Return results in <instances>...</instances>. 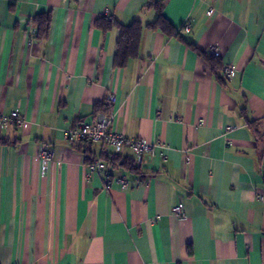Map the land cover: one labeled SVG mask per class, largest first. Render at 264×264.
Wrapping results in <instances>:
<instances>
[{"label": "crops", "instance_id": "obj_1", "mask_svg": "<svg viewBox=\"0 0 264 264\" xmlns=\"http://www.w3.org/2000/svg\"><path fill=\"white\" fill-rule=\"evenodd\" d=\"M162 1L179 36L144 29L138 58L118 68L120 32L95 22L152 23L149 0H0V114L24 117L0 128V264H264V0ZM102 112L154 146L141 165L130 148L67 139Z\"/></svg>", "mask_w": 264, "mask_h": 264}, {"label": "built area", "instance_id": "obj_2", "mask_svg": "<svg viewBox=\"0 0 264 264\" xmlns=\"http://www.w3.org/2000/svg\"><path fill=\"white\" fill-rule=\"evenodd\" d=\"M215 10L211 9L208 16H213ZM191 26L186 23L182 30L190 32ZM30 34L35 36L37 31L32 28ZM211 55L218 58L221 55L218 46L211 48ZM223 75L226 80H231L236 75V70L233 66H225L223 68ZM117 103V96L115 93H110L106 97V105L112 107ZM114 116L111 113H99L90 119L80 122V124L67 132V139L75 143H97L109 149L114 150L115 153L121 154L125 149L130 148L136 156V162L141 165L146 156L153 152L154 146L145 140L129 139L124 134H118L114 131L112 125ZM8 124H13L16 127L24 125V117L19 110H14L10 115L0 114V128L6 127ZM37 158L40 162L41 171L46 173L53 162L54 152L47 145L43 144L39 147ZM90 174H103L105 175L106 185L109 188L111 185V175L106 163L102 161H95L87 166ZM115 182L120 184L123 189H128L130 186L124 177H118ZM172 213L183 218L185 216V208L183 205H177L172 209Z\"/></svg>", "mask_w": 264, "mask_h": 264}, {"label": "trees", "instance_id": "obj_3", "mask_svg": "<svg viewBox=\"0 0 264 264\" xmlns=\"http://www.w3.org/2000/svg\"><path fill=\"white\" fill-rule=\"evenodd\" d=\"M149 8L156 11L157 18L154 22L149 23L147 25H144L142 22L136 21L130 26H122L115 20L106 18H101L95 22V25L103 32L110 31L113 28H117L120 32L119 41L117 45V53L115 56L116 67H126L131 60L138 58L140 39L144 29L152 31H161L163 34L169 37L179 36L178 31L165 16L164 4L162 0H149ZM35 21H39L38 23L40 24L38 30V38L41 36L43 37V33L48 28L49 19L47 20V18L44 16H38ZM208 61L213 66V70L217 71L221 68L218 59H214L212 57V59H208ZM97 107L98 105L96 106V108ZM0 143H3L1 139ZM102 160L111 167L116 168L118 166L126 171L134 173L138 171V167L135 166L134 161L129 159H125L124 161H122L121 157L116 155L112 156L111 158L107 155H104L102 157Z\"/></svg>", "mask_w": 264, "mask_h": 264}]
</instances>
